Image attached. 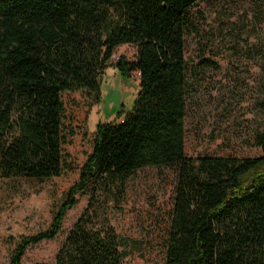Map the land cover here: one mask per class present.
Segmentation results:
<instances>
[{"label": "trees", "instance_id": "trees-1", "mask_svg": "<svg viewBox=\"0 0 264 264\" xmlns=\"http://www.w3.org/2000/svg\"><path fill=\"white\" fill-rule=\"evenodd\" d=\"M199 0H0V178L47 179L63 168L64 92L98 93L115 50L131 45L138 74L132 108L99 124L90 154L47 230L23 237L7 264L53 240L76 196L93 199L143 168L170 166L176 183L164 264H264V155L185 153L186 11ZM264 150V139L256 138ZM92 202L54 264H125L127 244L96 226ZM42 264V263H36Z\"/></svg>", "mask_w": 264, "mask_h": 264}, {"label": "rangeland", "instance_id": "rangeland-1", "mask_svg": "<svg viewBox=\"0 0 264 264\" xmlns=\"http://www.w3.org/2000/svg\"><path fill=\"white\" fill-rule=\"evenodd\" d=\"M185 153L188 157L255 158L264 155V0H199L186 11ZM136 59L134 46L115 50L98 93L61 96L64 168L47 179L0 178V264L23 237L47 230L69 188L78 181L99 124L118 123L132 108L136 75L113 67ZM175 169L147 167L123 185L106 184L96 196H76L59 234L31 245L22 264H54L76 220L92 202L96 226L111 227L126 242L125 264H164L174 201Z\"/></svg>", "mask_w": 264, "mask_h": 264}, {"label": "built area", "instance_id": "built-area-1", "mask_svg": "<svg viewBox=\"0 0 264 264\" xmlns=\"http://www.w3.org/2000/svg\"><path fill=\"white\" fill-rule=\"evenodd\" d=\"M136 76H138V74H135Z\"/></svg>", "mask_w": 264, "mask_h": 264}]
</instances>
